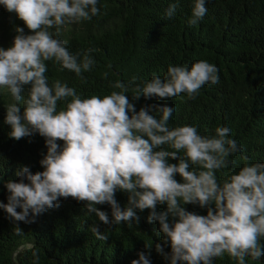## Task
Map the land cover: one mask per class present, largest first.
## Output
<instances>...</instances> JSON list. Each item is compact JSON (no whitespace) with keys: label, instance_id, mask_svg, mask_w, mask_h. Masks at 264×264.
Segmentation results:
<instances>
[{"label":"clouds","instance_id":"obj_1","mask_svg":"<svg viewBox=\"0 0 264 264\" xmlns=\"http://www.w3.org/2000/svg\"><path fill=\"white\" fill-rule=\"evenodd\" d=\"M97 4L98 0H0L29 30L25 34L23 27H16L12 46L0 47V90L11 97L4 123L10 126L9 138L19 141L38 133L47 148L40 160L43 171L33 173L21 166L16 170L19 181L0 176L9 193L0 209L10 220L35 223L46 210L60 207L61 197H71L85 202L87 212L105 225H139L137 210L148 209L147 222L158 221L164 238L155 250L170 264H213L225 253L237 264H246L248 257L259 261L264 257V162L245 163L219 179L217 172L229 167V157L242 151L228 127L218 126L212 135H201L188 124L170 127L173 106L151 104L137 111L126 95L130 85L119 80L109 85L119 91L102 97H82L60 80L49 83L47 61L81 79L92 69L94 49L72 53L68 41L59 37L68 25L97 16ZM205 4L206 0H193L190 26L203 19ZM177 6L169 5L167 19ZM218 71L206 60L191 67L170 65L163 78L154 74L132 85V98L167 99L184 93L195 99L202 86L219 82ZM26 85L30 90L22 96ZM117 191L128 194L126 206L116 200ZM103 204L111 206V219L97 207ZM165 204L166 210L158 212L157 205ZM188 204L207 208V214L186 210ZM90 230L98 239H108L96 224ZM169 244L171 252L166 253ZM152 245L146 244L149 254ZM138 256L131 264H150L145 252Z\"/></svg>","mask_w":264,"mask_h":264},{"label":"trees","instance_id":"obj_2","mask_svg":"<svg viewBox=\"0 0 264 264\" xmlns=\"http://www.w3.org/2000/svg\"><path fill=\"white\" fill-rule=\"evenodd\" d=\"M171 3L178 6L173 17L167 19L165 12ZM192 5L193 0H98L97 16L68 25L59 37L68 41L72 53L94 49L92 69L81 79L54 61H47L46 75L50 84L55 80L65 82L82 97L119 91L111 88L110 82H124L130 85L126 95L137 111L151 104L173 106L170 127L193 125L201 135L214 134L218 126L228 127L242 151L229 157L228 168L217 172L222 180L245 163L264 162V0H206L205 16L190 26ZM16 27H23L29 34L23 21L0 5V47L12 46ZM200 60L218 68L219 82L202 86L195 99L182 93L174 98L133 100L131 86L135 83L150 80L154 74L163 78L170 65L191 67ZM29 90L30 85L24 86L22 96ZM9 102L11 97L0 90V176L4 181H19L16 170L21 166H28L33 173L44 170L40 160L47 148L45 138L38 133L19 141L9 138L11 129L4 123ZM58 143L62 145L63 141ZM176 179L182 182L178 174ZM8 195L0 182V201L7 203ZM115 198L121 207L126 206V192L117 191ZM59 203L60 207L46 210L35 223L10 220L0 209V264H131L139 259L141 251L148 255L150 264H170L155 250V244H163L164 238L158 221L147 222L150 210H137L139 225H105L87 212L85 202L61 197ZM97 207L112 218L110 205ZM166 207L157 205V211H165ZM185 207L207 214V208L199 205ZM94 224L107 240L98 239L90 230ZM146 244H153L150 254ZM164 251L171 252L170 244ZM213 264L237 261L225 253ZM246 264H264V257L259 261L248 257Z\"/></svg>","mask_w":264,"mask_h":264}]
</instances>
